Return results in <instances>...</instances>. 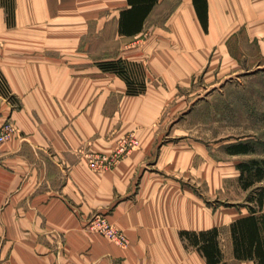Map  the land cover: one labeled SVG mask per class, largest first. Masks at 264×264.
Instances as JSON below:
<instances>
[{"label":"crops","instance_id":"0c3cea01","mask_svg":"<svg viewBox=\"0 0 264 264\" xmlns=\"http://www.w3.org/2000/svg\"><path fill=\"white\" fill-rule=\"evenodd\" d=\"M138 1L153 0H13L10 23L0 0V130L16 128L0 142V264H208L180 232L213 227L224 264H257L234 253L231 223L250 214L240 170L232 188L188 119L264 69V0H208V29L194 0H155L144 18L128 12ZM117 58L144 92L98 64ZM129 136L116 165L90 167ZM97 215L129 243L92 229Z\"/></svg>","mask_w":264,"mask_h":264},{"label":"trees","instance_id":"16d2710c","mask_svg":"<svg viewBox=\"0 0 264 264\" xmlns=\"http://www.w3.org/2000/svg\"><path fill=\"white\" fill-rule=\"evenodd\" d=\"M4 1L7 6V18L10 23H13L15 21V4L13 0ZM154 1L146 4H142L141 1L133 3L128 12L130 14L142 13L144 18L154 5ZM194 2L203 26L208 29V0H194ZM98 64L106 71L121 75L127 82L130 94H139L146 90L145 82L133 77L125 59L103 60ZM226 151L232 155L248 154L255 152L256 147L251 140L238 141L227 145ZM236 166L240 170L239 182L241 186L244 190L249 191L247 201L250 214L238 217L231 223L234 253L236 258L253 259L257 264H264V157L243 160ZM220 233L219 227H213L200 231L185 229L180 232V235L186 240L187 246H196L206 256L208 264H224Z\"/></svg>","mask_w":264,"mask_h":264},{"label":"rangeland","instance_id":"374dc122","mask_svg":"<svg viewBox=\"0 0 264 264\" xmlns=\"http://www.w3.org/2000/svg\"><path fill=\"white\" fill-rule=\"evenodd\" d=\"M208 95L207 101L192 109L190 132L194 140L210 144L212 154L221 159L216 163L236 178L238 162L264 157V69L225 81ZM246 140L255 144V152L232 155L226 151L227 145ZM233 182L232 188L236 185L241 189L237 178ZM231 190L233 198L239 197Z\"/></svg>","mask_w":264,"mask_h":264},{"label":"built area","instance_id":"2783aa9c","mask_svg":"<svg viewBox=\"0 0 264 264\" xmlns=\"http://www.w3.org/2000/svg\"><path fill=\"white\" fill-rule=\"evenodd\" d=\"M15 131L16 128L13 122L7 120L0 130V142H3L5 141V139L13 136L16 133ZM119 143V149L110 155L94 152L88 153L87 158H89L90 167L97 171H102L106 170V168L108 167L116 165L120 161L122 156L126 152H128V150L134 147V145L136 144L135 137H124L119 141ZM90 225L92 229H95L103 235L120 242L122 245L129 243L127 234L123 230L121 231L118 228H115L114 225H112L104 216H95Z\"/></svg>","mask_w":264,"mask_h":264}]
</instances>
